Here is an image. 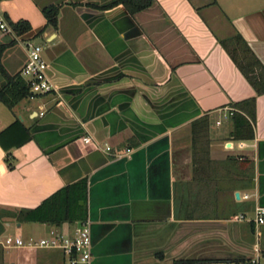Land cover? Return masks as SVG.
I'll list each match as a JSON object with an SVG mask.
<instances>
[{
    "label": "crops",
    "instance_id": "1",
    "mask_svg": "<svg viewBox=\"0 0 264 264\" xmlns=\"http://www.w3.org/2000/svg\"><path fill=\"white\" fill-rule=\"evenodd\" d=\"M109 1L0 0L8 25L21 19L31 25L20 35L9 25L8 33L22 48L19 56L9 51L13 45L5 49L13 69L0 58L3 68L19 72L26 59L25 40L34 41V32L45 24L41 7L57 4L56 24L46 25L39 35L53 48L47 60L53 83L111 66L123 38L133 34L138 54L175 74L163 92L178 98L162 118L144 119L133 111L126 117L111 114L96 136L84 132L97 142L84 141L83 135L73 138L74 126L55 108L61 99L56 83L57 93L28 96L12 108L0 101V130L16 118L31 129L29 139L10 147L11 168L0 145V242L11 222V235L24 240L46 235L54 224L17 221L5 210L36 207L84 177L91 264H171L175 259L245 264L255 242L264 264V223L253 221L254 207L264 206V91L257 93L236 63L257 60L264 73V0H154L130 14L134 24L116 5L103 9ZM250 98L253 103L245 102ZM74 105L80 116H88L84 106ZM225 106L250 120L252 138L231 135L230 116H215ZM249 109L251 117L245 113ZM200 116H206L208 127L198 135L192 122ZM75 221L57 226L70 229ZM0 264L68 263L59 249L0 243Z\"/></svg>",
    "mask_w": 264,
    "mask_h": 264
},
{
    "label": "water",
    "instance_id": "2",
    "mask_svg": "<svg viewBox=\"0 0 264 264\" xmlns=\"http://www.w3.org/2000/svg\"><path fill=\"white\" fill-rule=\"evenodd\" d=\"M116 7L122 8L128 20L134 24L130 13L122 4H117ZM136 29L138 34L142 35L141 30L137 27ZM133 36L131 34L130 38L128 36L123 38L124 43H122L119 54L112 57L114 64L111 66L91 75L86 74L82 79L79 76L70 75L65 76L60 83L54 82L61 92V99L56 103L55 108L62 109L61 116L64 122H70L74 126L73 138L80 137L85 131L96 136L97 131L103 130L100 123L116 112H120L125 117L133 111L145 115L142 116V118L146 117L144 119L162 118L167 113L172 99L178 98L177 96L172 97V94L168 97L169 94L164 95L163 92L172 86V81L176 78L175 74L171 73L168 67L163 69L165 73L162 72L158 62L151 64L150 59L138 54V39ZM50 64L47 65V72ZM71 78H75V82H70ZM120 98L122 99L119 102ZM75 103L85 107L87 117L79 115ZM74 114L80 118L79 121ZM65 116L68 118L66 119ZM234 195L236 199L239 198L238 191H235ZM247 242L251 243L249 240ZM244 246L248 247L246 244Z\"/></svg>",
    "mask_w": 264,
    "mask_h": 264
},
{
    "label": "trees",
    "instance_id": "3",
    "mask_svg": "<svg viewBox=\"0 0 264 264\" xmlns=\"http://www.w3.org/2000/svg\"><path fill=\"white\" fill-rule=\"evenodd\" d=\"M154 0H110L103 4L104 8L113 7L117 4H122L125 9L130 13H134L141 9L149 7ZM57 4H49L41 7V12L45 17V24L37 29L33 36L40 35L46 25L56 24ZM9 25L12 30L20 35L31 29V26L27 20H17L15 22L9 20ZM14 40L11 39L10 44ZM6 44L0 43V56ZM245 57V56H244ZM239 69L245 74L247 79L257 93L264 91V73L261 72L260 64L256 61H246L244 65L236 62ZM246 65V68L244 66ZM247 69L251 72L247 73ZM0 73L3 76V81L0 83V101L7 106L12 108L21 99L29 96L28 85L24 78H22L19 72L9 74L5 71L0 62ZM245 101V100H244ZM245 102L248 104L253 103V99H247ZM237 107L243 108V103H234ZM247 115L253 116L252 110H246ZM233 121V127L231 135L235 138H252L253 127L250 120L242 113L237 110L233 111L230 115ZM253 120V119H251ZM208 122L206 116H200L192 122L193 131L198 135L202 131H206ZM31 136L30 128L23 125L18 119H14L6 127L0 130V145L6 151L5 161L11 168L12 158L9 153V149L12 146L20 145ZM17 140L15 141V138ZM11 139V140H10ZM10 140V141H9ZM85 178L81 177L72 184H68L59 190L52 193L50 196L45 198L39 205L33 208H15L11 210H5V214L14 217L17 221L28 220V221H41L50 224L58 225L63 220H82L85 219L83 213L84 208V190H85ZM173 264H193L191 259H175Z\"/></svg>",
    "mask_w": 264,
    "mask_h": 264
},
{
    "label": "built area",
    "instance_id": "4",
    "mask_svg": "<svg viewBox=\"0 0 264 264\" xmlns=\"http://www.w3.org/2000/svg\"><path fill=\"white\" fill-rule=\"evenodd\" d=\"M0 31L11 32V28L0 15ZM26 59L19 69V74L28 85L29 96L36 94L58 92L57 86L54 85L51 77L47 72V61L42 56L43 46L33 40H25ZM224 117H228L236 110L233 106H225ZM43 111L39 112L42 115ZM218 122V121H217ZM84 141H95L91 135H83ZM111 146L106 144L105 150L110 151ZM127 151L129 149H126ZM114 155L121 156L120 152H114ZM247 198L248 194H243ZM253 221L256 224L264 223V206L256 205L253 209ZM242 216V215H241ZM3 246H39L59 249L65 256L68 264H91L92 259V240L90 220L85 218L75 221L70 229H63L57 225H51L46 235L38 238L36 241L31 239L24 240L19 235H6L0 242ZM259 245L253 244V251L245 264L259 263Z\"/></svg>",
    "mask_w": 264,
    "mask_h": 264
},
{
    "label": "rangeland",
    "instance_id": "5",
    "mask_svg": "<svg viewBox=\"0 0 264 264\" xmlns=\"http://www.w3.org/2000/svg\"><path fill=\"white\" fill-rule=\"evenodd\" d=\"M55 1H62V0H55ZM0 7H1V2H0ZM1 11V10H0ZM1 15V14H0ZM2 17H3V15H2ZM30 24V23H29ZM31 26V25H30ZM11 39L12 40H14V42L13 43H11L10 44V41H11ZM19 39H21V38H18V40ZM34 41L35 42H38V43H41V44H45L46 45V47H45V49L44 50H42V56H43V58L47 61L48 60V58H49V55H50V53H51V51H52V45L49 43V42H46L45 40H44V37L43 36H36V38L34 39ZM0 43H4V44H6V46L4 47V50L2 51V53H1V56H0V58L1 59H3V61L4 60H6L5 59V54H4V51H5V49H7V48H10L12 45V47L9 49V51H13V53L14 54H16V56H19L20 54V52H21V48H22V43L20 42V41H16V39L14 38V36L13 35H11L10 33H8V32H6V33H1L0 34ZM6 62V67L10 70V69H13V64H12V62H10V61H8V60H6L5 61ZM10 63V64H9ZM1 65H2V63H1ZM3 66V65H2ZM223 112H224V110H221V111H219V112H216L215 113V116L216 117H219L220 118V120H223L225 117L223 116ZM219 128H222L223 127V125H220V126H218ZM15 233V223L14 222H11L10 223V225L9 226H7V228H6V235H11V234H14ZM47 233V232H46ZM6 235H4L3 236V238L6 236Z\"/></svg>",
    "mask_w": 264,
    "mask_h": 264
}]
</instances>
